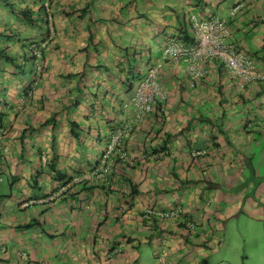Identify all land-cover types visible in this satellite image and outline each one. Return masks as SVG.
<instances>
[{
	"label": "crops",
	"instance_id": "1",
	"mask_svg": "<svg viewBox=\"0 0 264 264\" xmlns=\"http://www.w3.org/2000/svg\"><path fill=\"white\" fill-rule=\"evenodd\" d=\"M234 5L230 41L263 78L240 84L209 60L191 84L184 63L165 62L166 98L136 117L137 83L168 42L191 37L190 16ZM50 6L39 57L23 41L47 28L0 7V30L17 35L15 63L0 59V264H245V245L264 244V0ZM121 126L126 157L83 180ZM169 210L180 216L155 214Z\"/></svg>",
	"mask_w": 264,
	"mask_h": 264
},
{
	"label": "built area",
	"instance_id": "2",
	"mask_svg": "<svg viewBox=\"0 0 264 264\" xmlns=\"http://www.w3.org/2000/svg\"><path fill=\"white\" fill-rule=\"evenodd\" d=\"M45 6L47 13H49L50 0H45ZM238 11L239 5H234L224 15H214L209 18L190 16L189 27L192 41L185 42L181 39H175L168 42L163 48L159 60L148 68L145 75L137 83L133 95L136 117L140 118L150 114L154 110L155 104L166 98V91L158 78V73L165 62L184 63L191 84L204 73L201 63L209 60L219 62L227 74L237 78L240 84L263 78L262 74L254 68L250 57L238 50L230 41L232 29L229 20ZM49 31L52 32V27L49 28ZM45 45V43L40 42L31 44L30 48L33 55L39 57ZM30 94L31 92L28 91L26 97H29ZM129 130V126H121L113 131L110 141L100 153L99 162L83 177V180L106 176L112 169L109 160L113 156L120 159L126 157V154L121 151L119 142L129 133ZM201 153L203 151L194 152L195 155ZM152 213H154L152 210H146L144 215H151ZM155 214L159 218H177L180 216L179 210L158 211ZM187 226L194 228V223L187 221ZM162 257L163 255L159 257L158 264H166Z\"/></svg>",
	"mask_w": 264,
	"mask_h": 264
},
{
	"label": "trees",
	"instance_id": "3",
	"mask_svg": "<svg viewBox=\"0 0 264 264\" xmlns=\"http://www.w3.org/2000/svg\"><path fill=\"white\" fill-rule=\"evenodd\" d=\"M0 3L3 8L8 11L10 16L20 17L21 20L38 30L40 29V31H43V28H46L47 10L45 0H0ZM186 35L187 36L184 40L191 42L192 37L188 34ZM14 39H17V35L14 32L7 30L6 28L0 30V41L3 42V46L0 45V59H4V62L9 65H13V63H15L14 56H11L10 52L7 51L8 47H10L9 43ZM23 42H26L24 44V49H28V53L32 54L30 45L35 43V41L32 39H24ZM0 127H2L1 118Z\"/></svg>",
	"mask_w": 264,
	"mask_h": 264
},
{
	"label": "rangeland",
	"instance_id": "4",
	"mask_svg": "<svg viewBox=\"0 0 264 264\" xmlns=\"http://www.w3.org/2000/svg\"><path fill=\"white\" fill-rule=\"evenodd\" d=\"M2 4L0 3V7ZM4 9V8H3ZM52 27V32L49 31V28ZM47 34L42 36L41 38L34 39L35 42L45 43V47L47 46L48 42L52 39L55 30L53 28V13L51 12V6L49 13H47ZM44 31V28H43ZM0 178L3 181L2 185H7V176L4 173H0ZM255 228V227H254ZM254 228H251L253 230ZM257 233V232H256ZM260 240V243H263V237ZM251 245L249 248L247 245H245L246 250L249 252V260L245 261V264H264V244H257Z\"/></svg>",
	"mask_w": 264,
	"mask_h": 264
}]
</instances>
